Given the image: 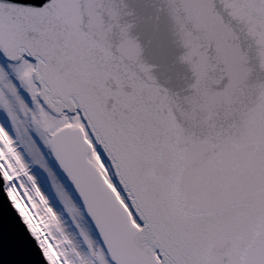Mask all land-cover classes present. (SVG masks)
Masks as SVG:
<instances>
[{"label":"snow or ice","instance_id":"6c2138e0","mask_svg":"<svg viewBox=\"0 0 264 264\" xmlns=\"http://www.w3.org/2000/svg\"><path fill=\"white\" fill-rule=\"evenodd\" d=\"M0 183L12 264H264V0H0Z\"/></svg>","mask_w":264,"mask_h":264},{"label":"water","instance_id":"95a60500","mask_svg":"<svg viewBox=\"0 0 264 264\" xmlns=\"http://www.w3.org/2000/svg\"><path fill=\"white\" fill-rule=\"evenodd\" d=\"M7 203V196L3 191L2 183H0V235H2L3 228L5 234V244L2 250V257H0V264H3V260L7 262V264H12L13 261L21 258L15 255L11 248L10 239L15 231V222L13 217L9 214L11 205L8 204L7 207L5 205ZM14 214L15 213L13 212V215Z\"/></svg>","mask_w":264,"mask_h":264}]
</instances>
